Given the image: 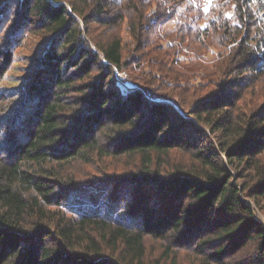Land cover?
<instances>
[{
	"label": "trees",
	"instance_id": "trees-1",
	"mask_svg": "<svg viewBox=\"0 0 264 264\" xmlns=\"http://www.w3.org/2000/svg\"><path fill=\"white\" fill-rule=\"evenodd\" d=\"M206 3L0 0V264H264V0Z\"/></svg>",
	"mask_w": 264,
	"mask_h": 264
},
{
	"label": "rangeland",
	"instance_id": "rangeland-1",
	"mask_svg": "<svg viewBox=\"0 0 264 264\" xmlns=\"http://www.w3.org/2000/svg\"><path fill=\"white\" fill-rule=\"evenodd\" d=\"M209 1L210 0H207L206 5L209 4ZM173 28H174V24H169V25H167L165 27V29L168 30V31H171ZM207 56H208L207 57L208 59H210L212 57L211 56V53H210V55H207ZM21 70L22 69H18L17 70V68L11 70V76H13L15 78L14 80H18L17 77L20 76L19 74H21ZM116 75L119 76V78L121 80L126 79V74H124V73H122V74H116ZM130 165H131L130 161L124 159V160H121V161L117 162V165H115V166H117L118 168L127 170V169H129V166ZM85 169H86L85 172H88V173H90V172L98 173V172H96V170H97L96 167H90V168L89 167L88 168L85 167ZM77 177H79V176H77ZM257 215L260 218V220L264 223V202H263V204L261 206V209H258L257 210Z\"/></svg>",
	"mask_w": 264,
	"mask_h": 264
}]
</instances>
